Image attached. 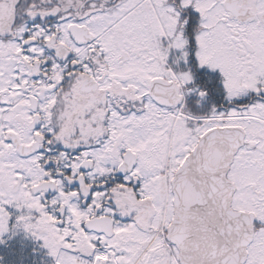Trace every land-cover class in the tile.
<instances>
[{
    "label": "snow or ice",
    "instance_id": "snow-or-ice-1",
    "mask_svg": "<svg viewBox=\"0 0 264 264\" xmlns=\"http://www.w3.org/2000/svg\"><path fill=\"white\" fill-rule=\"evenodd\" d=\"M264 264V0H0V264Z\"/></svg>",
    "mask_w": 264,
    "mask_h": 264
},
{
    "label": "flooded vegetation",
    "instance_id": "flooded-vegetation-1",
    "mask_svg": "<svg viewBox=\"0 0 264 264\" xmlns=\"http://www.w3.org/2000/svg\"><path fill=\"white\" fill-rule=\"evenodd\" d=\"M17 250H18V254L22 255L23 257V264H32V260L33 258L31 257L30 253H29V249L31 247H33L34 245L31 242H26V246L24 247V249L20 250L18 245H14ZM0 251L5 252L6 254L8 253V250L6 249H0ZM10 256V260L15 261L16 264H20L19 261H17V257L13 256V255H9ZM38 264V261H37Z\"/></svg>",
    "mask_w": 264,
    "mask_h": 264
},
{
    "label": "rangeland",
    "instance_id": "rangeland-1",
    "mask_svg": "<svg viewBox=\"0 0 264 264\" xmlns=\"http://www.w3.org/2000/svg\"><path fill=\"white\" fill-rule=\"evenodd\" d=\"M9 258H10V256H9ZM25 264V263H24Z\"/></svg>",
    "mask_w": 264,
    "mask_h": 264
}]
</instances>
